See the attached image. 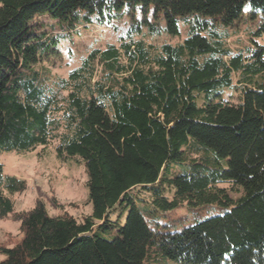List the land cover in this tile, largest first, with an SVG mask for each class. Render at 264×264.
Segmentation results:
<instances>
[{
  "label": "trees",
  "instance_id": "obj_1",
  "mask_svg": "<svg viewBox=\"0 0 264 264\" xmlns=\"http://www.w3.org/2000/svg\"><path fill=\"white\" fill-rule=\"evenodd\" d=\"M245 6L264 36V0H0V154L54 143L92 207L14 213L26 182L0 163V220L21 232L0 264H264V46L227 44ZM90 25L115 42L52 72Z\"/></svg>",
  "mask_w": 264,
  "mask_h": 264
},
{
  "label": "rangeland",
  "instance_id": "obj_2",
  "mask_svg": "<svg viewBox=\"0 0 264 264\" xmlns=\"http://www.w3.org/2000/svg\"><path fill=\"white\" fill-rule=\"evenodd\" d=\"M244 17L236 21L231 28V35L227 39L228 46L234 51L243 50L251 45V39H255L264 46V36L254 37L249 32L255 29L258 17L253 20L249 15L245 16L246 6L243 9ZM37 20V19H36ZM38 21L46 24L50 20L39 17ZM116 34L113 30L97 25L79 27L78 33L72 37L69 44L62 45L60 54L53 57L47 66L52 72L65 76L69 69L76 66L80 57L91 47L103 48L105 42H115ZM185 37L184 27L179 36H170L162 33L159 37L151 39L154 44L163 41L176 43ZM237 76H235V79ZM230 89L224 90V95H231ZM236 93L233 92L231 100L236 101ZM0 163L4 174L14 175L24 179L26 188L12 196L14 213L30 210L37 200L44 203L51 215L68 214L80 220L91 213V204L87 202L86 173L84 165L73 159L60 160L56 157L54 143L47 147H38L28 152H4L0 154ZM186 212L182 206L170 212L175 219ZM124 216L120 222H123ZM21 232L19 222L13 214L0 220V246H13L19 241ZM2 256L0 255V259Z\"/></svg>",
  "mask_w": 264,
  "mask_h": 264
}]
</instances>
